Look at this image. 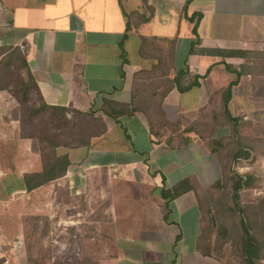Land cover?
<instances>
[{
    "label": "crops",
    "instance_id": "obj_1",
    "mask_svg": "<svg viewBox=\"0 0 264 264\" xmlns=\"http://www.w3.org/2000/svg\"><path fill=\"white\" fill-rule=\"evenodd\" d=\"M185 1L147 0L153 15L142 21L149 16L143 0H0V46L18 48L44 103L65 107L67 118L86 116L94 124L101 119L104 127L88 145L66 149L70 164L56 179L59 187L32 190L47 197L32 215L49 217L53 244L40 264H221L196 248L200 208L194 190L173 197L168 191L195 174L188 153L197 139L188 120L207 111L210 94L234 80L223 62L237 57L199 50H264V8L257 6L264 7V0H245L251 6L243 11L231 7L236 0H190L184 12ZM194 13L201 14L196 35L186 19ZM142 37L176 40L164 75L144 77L156 60L140 55ZM192 41L196 51L190 52ZM182 70L202 76L200 85L178 91L173 79ZM163 86L168 91L149 112ZM138 97L143 100L137 103ZM107 101L129 111L110 117ZM17 106L11 91L0 89V115L19 125L11 118ZM24 142L31 151L32 141ZM30 172L0 169V178L17 180ZM83 176L89 187L75 185ZM6 190L32 192L18 185ZM61 195L84 201L92 219H80L79 211L64 217L68 204ZM14 224V231L0 225V264L29 262L26 230ZM86 224L114 229L86 235Z\"/></svg>",
    "mask_w": 264,
    "mask_h": 264
},
{
    "label": "rangeland",
    "instance_id": "obj_2",
    "mask_svg": "<svg viewBox=\"0 0 264 264\" xmlns=\"http://www.w3.org/2000/svg\"><path fill=\"white\" fill-rule=\"evenodd\" d=\"M247 6H251V4L248 5L245 0H236L231 5V7L237 11H243ZM257 6L264 8L259 4ZM221 7L230 8V5L222 2ZM161 44L163 43L156 42L154 46L158 45L161 47ZM241 52H244L242 56H235L237 57L235 63H228L231 68L243 71V74L239 77L237 83L231 87V97L227 103V108L233 116H240L243 121H245L241 127L242 135L245 138L250 140L253 138L264 140V50L242 49ZM18 64H20V62H14L11 66L10 73L3 82L11 88L17 84L18 77L15 67ZM226 70L233 74L234 80L237 79L235 73L230 72L227 68ZM19 75L24 76L21 71ZM145 75L147 76V74ZM149 76L151 78L155 75L151 73ZM227 86L210 94L207 111L203 109L200 113L201 115L197 118L188 120V130L193 131L196 135L194 138L197 139L191 146L192 156L188 153V158L193 159L194 166L196 167L194 170V177H191V179L200 208V228L198 237L202 229L210 225V251L213 255L212 257L218 259L221 264H240L232 247L231 240L219 235L217 225L210 223L211 219L209 214L210 204H212L213 199L224 192L221 188H215L214 184L216 181L223 178V169L220 164V157H218V150L221 151L223 149L225 146L224 144L227 142L225 138L230 137L229 125L226 124L223 119L224 107L222 98L225 93L222 94V90ZM11 93L16 94V90H12ZM16 96L18 97L20 94L17 93ZM137 100L138 103L143 99L141 100V98L138 97ZM30 101L35 105L39 104V100L33 91L30 92ZM149 103V112H154L156 99H151ZM205 111L207 114H205ZM20 112L21 110L18 106V109L11 115V118L17 117ZM68 119L72 122L76 119L89 120L88 117H81V115L70 116ZM8 121L6 116L0 115V169L6 170L8 174H14L16 172L20 174L19 172L27 170L39 171L41 169L39 150L42 144L40 139L42 127L46 126L50 134H59V136L62 137L65 131L68 132V127L64 123L61 124L60 121L57 123L54 118L50 117L48 112L39 114L36 121L37 126L33 127L28 124L25 126L26 132L32 138L34 145V147L30 145L31 151H29V147H25V138L19 136L20 126L18 123H10ZM19 141L23 142L22 145L17 143ZM261 150L263 151L254 155L251 164L240 161L237 165H234L235 170L241 173H253L256 179L254 188L245 190L241 193V200L243 203L253 202L255 199L264 195V146L261 147ZM8 176L9 177L0 178V225L5 226L9 231H14V222H20L24 226V231L26 230V233L24 232L23 234V245L28 251V264L45 263L47 261L46 257L51 253V245H53L52 242H50L51 239L47 238V236H51L50 219L47 215H32V212H37L36 207L39 208L38 206L41 201L44 202L47 197H41L40 193H34L33 191L26 193L23 190L9 195L6 189L16 186L17 182L12 175ZM81 178V182L79 181L78 183L74 180V182H76L75 185L77 187H89V179L87 177L84 178V176ZM17 180L21 181V179ZM60 182L62 183V181ZM57 186V180H55L49 183L48 187L49 189H56ZM60 186H63L62 188H67L68 184H61ZM60 199L63 203L68 204L64 210V217H76V212L79 211L80 219L82 218L85 222L89 218L92 219V212L88 209L84 210L86 207L84 201L74 200L72 196L70 197L69 195L64 196V198L63 195H61ZM73 203L75 206L79 205L73 209ZM101 219L110 221V219L106 217ZM112 229H109V226H100L95 229L86 224V226L82 228V231L85 232L86 235L90 233L93 234L94 232L98 235H104L105 232ZM65 232L68 235L72 234L70 228ZM99 244L100 243H97V245ZM258 264H264V262H259Z\"/></svg>",
    "mask_w": 264,
    "mask_h": 264
},
{
    "label": "trees",
    "instance_id": "obj_3",
    "mask_svg": "<svg viewBox=\"0 0 264 264\" xmlns=\"http://www.w3.org/2000/svg\"><path fill=\"white\" fill-rule=\"evenodd\" d=\"M143 1L146 5L145 7L149 11V16L141 20L148 21L153 15V7L147 5V0ZM189 2L190 0L185 1L183 6L184 12ZM200 18V13H194L188 17L186 16L187 21L193 24V35H196V26ZM175 41L174 38L142 37L139 49L140 55L156 60L149 71L150 74L153 73L155 76L158 74L161 76L165 74L163 65L165 61L172 60ZM156 42L163 43L166 47V51L164 52L163 48L158 45L154 46ZM163 44L161 45L163 46ZM189 51H196L195 42H191ZM199 51L211 55H219L221 57H240L244 53L241 52V50L231 51L218 48H202ZM14 62H20V64L15 67L18 77L17 84L14 86L15 88H11L3 82L10 73L11 66ZM223 63L230 72L237 75V79L230 82V84L222 90V94L225 93L222 98L224 107L223 119L225 123L229 125L230 137L225 138V140H227L224 144L225 146L221 151L218 150V157H220V164L223 169V178L216 181L214 187L217 189L221 188L224 192L213 199L212 204H210V223L217 225L221 237L231 240L232 247L240 264H258L259 262H264V195L255 199L253 202L243 203L241 200V193L245 190L254 188L256 179L253 173H241L235 170L234 165H237L240 161L251 164L254 155L263 151L261 147L264 146V140L258 138L250 140L245 138L241 132V127L245 121H243L242 117H235L229 112L227 103L231 97V87L237 83L243 71L233 69L229 64ZM20 71L23 72L24 76L19 75ZM147 72H145V74H147ZM145 77L148 78L150 76L145 75ZM201 77L200 75L191 74L189 71L182 70L178 71L173 82L177 90L183 92L192 87L199 86ZM185 79H187L186 83L183 84ZM0 89H7L9 91L16 90V94H20L18 97L16 94H13L21 110L15 119L18 120L20 126L19 136L21 138L31 139L32 147H34L33 140L27 134L25 126L26 124L33 127L37 126L36 121L39 114L48 112L50 117L54 118L57 123L60 121L61 124L64 123L68 127V132L65 131L63 137L59 136V134H50L46 126L42 127L40 137L42 144L39 150L41 169L39 171L24 174L21 181L16 180L17 185L23 187L25 191H32L40 186H47L52 181L63 176L70 164L66 149L88 145L92 136L103 132L104 127L101 126V119L95 124L93 121L82 119H76L72 122L66 117L65 107L49 106L44 103L18 48L0 46ZM168 89V86H163L159 92H155L153 97L156 99V108H158L160 99ZM31 91H33L38 98V105L30 101ZM105 104L108 110H111L110 112L108 110L106 112V115L110 117H117L129 111L128 106L123 103L120 104L107 101ZM18 106L15 111L18 109ZM192 182L190 177L181 180L171 191H168L169 196L173 197L178 195L186 189L193 190ZM210 227V225H207L202 229L197 239L196 248L202 255L212 257L213 255L210 251Z\"/></svg>",
    "mask_w": 264,
    "mask_h": 264
}]
</instances>
